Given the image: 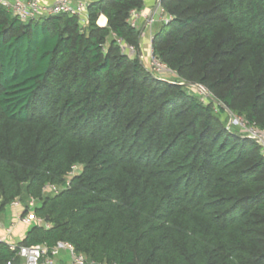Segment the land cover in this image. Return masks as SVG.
Returning a JSON list of instances; mask_svg holds the SVG:
<instances>
[{
	"label": "trees",
	"instance_id": "trees-1",
	"mask_svg": "<svg viewBox=\"0 0 264 264\" xmlns=\"http://www.w3.org/2000/svg\"><path fill=\"white\" fill-rule=\"evenodd\" d=\"M160 5L151 48L174 82L120 45L139 51L145 0H88L85 23L0 5V212L35 199L49 227L19 244L97 262L264 264V157L222 121L264 130V0Z\"/></svg>",
	"mask_w": 264,
	"mask_h": 264
},
{
	"label": "built area",
	"instance_id": "built-area-1",
	"mask_svg": "<svg viewBox=\"0 0 264 264\" xmlns=\"http://www.w3.org/2000/svg\"><path fill=\"white\" fill-rule=\"evenodd\" d=\"M88 0H51L44 2L43 0H0V5L9 10L13 15L17 16L22 21L37 19L41 16L55 15L66 13L68 15L78 16L82 23L86 22V8ZM160 0L152 9H147L145 6L138 10H131L128 22L129 24L139 29L142 24L144 30L150 31L155 21L158 19L167 21L170 16L162 13ZM142 33V32H141ZM122 49L133 50L131 45H127L121 41ZM148 62L151 71L154 73H162L164 71L171 72L168 67L156 55L151 48L149 52ZM201 94L208 97V91L201 85L198 87ZM230 113V112H229ZM231 123L238 126L244 132V136L255 141L259 145L260 153L264 157V130L249 124L243 117L230 113ZM230 127V125H229ZM232 127V126H231ZM77 166H74L73 172ZM57 187H44L43 193L54 191ZM36 200L31 198L26 204L21 203L18 199L11 201L6 206L10 207L12 225L4 227L0 212V244L4 243L12 251L10 258L0 264H108L106 262H97L89 259L86 255L76 252L74 246L67 241H58L54 245L45 243L34 245H23L14 242V226L21 224L24 227V233L33 225L49 227L43 218L37 217L34 213ZM5 206V207H6ZM4 207V209H5Z\"/></svg>",
	"mask_w": 264,
	"mask_h": 264
},
{
	"label": "rangeland",
	"instance_id": "rangeland-1",
	"mask_svg": "<svg viewBox=\"0 0 264 264\" xmlns=\"http://www.w3.org/2000/svg\"><path fill=\"white\" fill-rule=\"evenodd\" d=\"M156 4H157V0H145V7L147 9L154 8ZM163 12L164 11L162 10V13ZM162 23H163V21L158 19L157 21L154 22V24L152 26V29L150 31H148V30H145V31L143 30L142 31L143 26L141 24L138 27L139 30L142 32L141 33V41H140V44H139V51L134 50V49L128 51V50H125L124 48H123V51L125 53H127L131 57H134L135 55H138L140 57L141 61L144 63L145 67L150 68V65H149V62H148V58H149V52L151 50V38H152L153 32L156 29H158ZM155 75H158V76H160L162 78H165V79H167L168 81H171V82H174V81L178 80L177 76L173 72L164 71V72H162L160 74L155 73ZM192 86H194L193 88L198 90L199 93L201 92V90L198 88L199 86L197 87L196 84L192 85ZM209 96L212 97L210 94H209ZM230 116H231V114L229 113V111L227 109H225V112L222 113V121L225 122L226 127L227 128H231L232 130L236 131L240 135H245L244 132L241 129L238 128V126H236L235 124L231 123ZM229 125H230V127H229ZM79 169H80L79 166H77L75 171H78ZM35 204H36V202H35ZM1 218H2V222H3V225H4L5 228L12 225L11 212H10V207L9 206L5 207V209L1 213ZM23 233H22L21 224H16L14 226V236H13L14 242H18L21 239V236L23 235Z\"/></svg>",
	"mask_w": 264,
	"mask_h": 264
},
{
	"label": "crops",
	"instance_id": "crops-1",
	"mask_svg": "<svg viewBox=\"0 0 264 264\" xmlns=\"http://www.w3.org/2000/svg\"><path fill=\"white\" fill-rule=\"evenodd\" d=\"M44 2H50L51 0H43ZM101 17H104V23L103 24H100L99 23V20H100V18ZM98 24L100 25V26H104L105 24H106V17L103 15V14H101L100 16H99V18H98ZM2 224H3V222H2ZM4 226V225H3ZM22 226V225H21ZM22 230H24V227L22 226ZM28 230V229H27ZM27 230L25 231V233H23V231H22V233H23V235H22V237H24V235L26 234V232H27Z\"/></svg>",
	"mask_w": 264,
	"mask_h": 264
},
{
	"label": "bare ground",
	"instance_id": "bare-ground-1",
	"mask_svg": "<svg viewBox=\"0 0 264 264\" xmlns=\"http://www.w3.org/2000/svg\"><path fill=\"white\" fill-rule=\"evenodd\" d=\"M99 23H100V24H103V23H104V17H101V18H100Z\"/></svg>",
	"mask_w": 264,
	"mask_h": 264
},
{
	"label": "water",
	"instance_id": "water-1",
	"mask_svg": "<svg viewBox=\"0 0 264 264\" xmlns=\"http://www.w3.org/2000/svg\"><path fill=\"white\" fill-rule=\"evenodd\" d=\"M161 1V0H160ZM197 87L199 86V85H196ZM215 101V103H217V104H219V102L217 101V100H214Z\"/></svg>",
	"mask_w": 264,
	"mask_h": 264
}]
</instances>
